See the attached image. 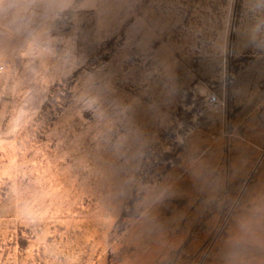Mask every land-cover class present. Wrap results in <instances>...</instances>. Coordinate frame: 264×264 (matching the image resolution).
<instances>
[{
  "label": "rangeland",
  "instance_id": "374dc122",
  "mask_svg": "<svg viewBox=\"0 0 264 264\" xmlns=\"http://www.w3.org/2000/svg\"><path fill=\"white\" fill-rule=\"evenodd\" d=\"M2 11L0 264H264V0Z\"/></svg>",
  "mask_w": 264,
  "mask_h": 264
},
{
  "label": "clouds",
  "instance_id": "9594fccd",
  "mask_svg": "<svg viewBox=\"0 0 264 264\" xmlns=\"http://www.w3.org/2000/svg\"><path fill=\"white\" fill-rule=\"evenodd\" d=\"M2 4H3V0H0V17H2L4 15V13L2 11Z\"/></svg>",
  "mask_w": 264,
  "mask_h": 264
},
{
  "label": "built area",
  "instance_id": "2783aa9c",
  "mask_svg": "<svg viewBox=\"0 0 264 264\" xmlns=\"http://www.w3.org/2000/svg\"><path fill=\"white\" fill-rule=\"evenodd\" d=\"M209 101L211 102L215 101V97L214 96L209 97Z\"/></svg>",
  "mask_w": 264,
  "mask_h": 264
}]
</instances>
